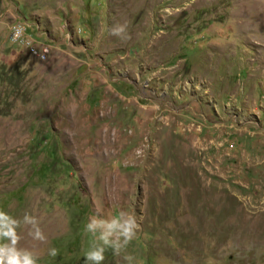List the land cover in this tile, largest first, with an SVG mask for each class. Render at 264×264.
<instances>
[{
  "label": "rangeland",
  "instance_id": "1",
  "mask_svg": "<svg viewBox=\"0 0 264 264\" xmlns=\"http://www.w3.org/2000/svg\"><path fill=\"white\" fill-rule=\"evenodd\" d=\"M0 209L38 264L121 209L138 264H264V0H0Z\"/></svg>",
  "mask_w": 264,
  "mask_h": 264
},
{
  "label": "clouds",
  "instance_id": "2",
  "mask_svg": "<svg viewBox=\"0 0 264 264\" xmlns=\"http://www.w3.org/2000/svg\"><path fill=\"white\" fill-rule=\"evenodd\" d=\"M128 23H117L109 30L111 35L121 40L130 38L127 32ZM26 228L28 236L36 241H44L46 237L37 217L24 212L17 218L0 209V264H38L41 257L31 248L21 246L22 236L18 229ZM140 229L134 212L121 209L114 215L94 214L88 218L84 227L85 236H90L87 248L83 252L85 264H103L105 252L111 250L126 264H134L136 257L128 253L129 244L136 238ZM47 255L57 257L59 249L50 247ZM138 264V262H136Z\"/></svg>",
  "mask_w": 264,
  "mask_h": 264
},
{
  "label": "built area",
  "instance_id": "3",
  "mask_svg": "<svg viewBox=\"0 0 264 264\" xmlns=\"http://www.w3.org/2000/svg\"><path fill=\"white\" fill-rule=\"evenodd\" d=\"M9 36L13 41H19L27 48L30 54L37 58L43 59L48 53V47L45 45H39L37 47L31 45L30 41L24 37L23 28L20 25H12L10 27Z\"/></svg>",
  "mask_w": 264,
  "mask_h": 264
}]
</instances>
